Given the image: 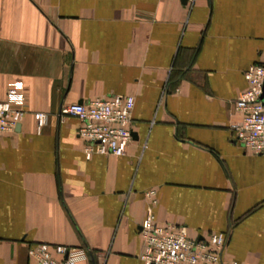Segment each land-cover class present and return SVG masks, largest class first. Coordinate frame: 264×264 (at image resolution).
Wrapping results in <instances>:
<instances>
[{
    "label": "crops",
    "instance_id": "obj_1",
    "mask_svg": "<svg viewBox=\"0 0 264 264\" xmlns=\"http://www.w3.org/2000/svg\"><path fill=\"white\" fill-rule=\"evenodd\" d=\"M260 60L264 0H0V100L15 84L26 97L0 135V264H38V242L89 249L80 264H144L150 209L194 238L227 233L228 261L264 264V154L231 129ZM116 94L135 97L137 135L88 159L60 109Z\"/></svg>",
    "mask_w": 264,
    "mask_h": 264
},
{
    "label": "built area",
    "instance_id": "obj_2",
    "mask_svg": "<svg viewBox=\"0 0 264 264\" xmlns=\"http://www.w3.org/2000/svg\"><path fill=\"white\" fill-rule=\"evenodd\" d=\"M195 2L186 0L185 4L191 6ZM245 77L248 86L235 102L239 120L231 125V129L235 141L246 152L264 154V61L252 64ZM19 85L10 87L7 97L0 100V135L14 131L26 114V97ZM135 102L132 95H110L64 105L59 116L80 120L78 136L84 141L88 159L94 154L123 156L134 139ZM34 117L40 132L47 123L48 113L35 112ZM155 195V190L146 193L152 205L157 204ZM140 236L143 244L140 258L144 264H238L225 259L227 233L213 232L194 238L185 226L159 223L152 209L141 225ZM90 253L85 247L49 242L34 243L29 249V256L38 264H80L89 258Z\"/></svg>",
    "mask_w": 264,
    "mask_h": 264
},
{
    "label": "water",
    "instance_id": "obj_3",
    "mask_svg": "<svg viewBox=\"0 0 264 264\" xmlns=\"http://www.w3.org/2000/svg\"><path fill=\"white\" fill-rule=\"evenodd\" d=\"M183 2H186V0H183ZM18 126H19V125H18ZM136 135H137V134H136V133H134V137H136Z\"/></svg>",
    "mask_w": 264,
    "mask_h": 264
}]
</instances>
